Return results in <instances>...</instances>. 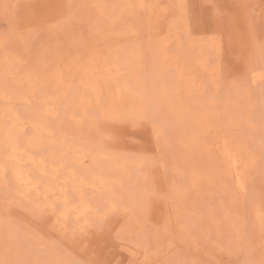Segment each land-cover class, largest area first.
I'll list each match as a JSON object with an SVG mask.
<instances>
[{
    "label": "rangeland",
    "instance_id": "obj_1",
    "mask_svg": "<svg viewBox=\"0 0 264 264\" xmlns=\"http://www.w3.org/2000/svg\"><path fill=\"white\" fill-rule=\"evenodd\" d=\"M127 1L0 0V264H264V0Z\"/></svg>",
    "mask_w": 264,
    "mask_h": 264
},
{
    "label": "bare ground",
    "instance_id": "obj_2",
    "mask_svg": "<svg viewBox=\"0 0 264 264\" xmlns=\"http://www.w3.org/2000/svg\"><path fill=\"white\" fill-rule=\"evenodd\" d=\"M71 1H72V0H71ZM83 1H84V0H83ZM98 1H99V0H98ZM122 1H123V0H122ZM126 1H127V0H126ZM136 1H139V0H136ZM136 1H132V2H133V6H134V5L137 6V4L140 3V2H137V3L135 4L134 2H136ZM254 1H255V0H254ZM77 2H78V1H77ZM77 2H76V3H77ZM94 2H95V1H94ZM115 2H116V1H115ZM143 2H144V0H143ZM14 3H15V2H14ZM74 3H75V1H74ZM127 3L130 4L131 2H128V1H127ZM141 3H142V1H141ZM141 3H140V5H141ZM95 4H96V3H95ZM95 4H94V5H95ZM97 4H98V3H97ZM143 4H144V3H142V8H143L142 10L145 9V7H143ZM0 5H1V4H0ZM24 5H25V4H24ZM77 5H78V4H77ZM131 5H132V3H131ZM140 5H139V7H141ZM17 6H18V5H17ZM126 6H127V5H126ZM136 6H135V9H138L139 7L136 8ZM145 6H147V5H145ZM5 7H6V6H5ZM127 7H128V9L130 10V7H131V6H130V7L127 6ZM213 7H214V6H213ZM149 8H150V7H149ZM17 9H18V8H17ZM105 9L108 10L106 7H105ZM176 9H177V8H176ZM4 10H5V9H4ZM112 10H113V8H112ZM131 10H132V9H131ZM142 10H141V11H142ZM173 10H174V9H173ZM114 11H115V9H114ZM118 11H119V10H118ZM118 11H117V12H118ZM166 11H167V10H166ZM166 11H165V12H166ZM212 11H213V10H212ZM1 12H2V11H1ZM98 12H99V11H98ZM98 12H97V13H98ZM165 12H164V13H165ZM167 12H168V11H167ZM179 12H180V11H179ZM107 13H108V12H107ZM112 13H114V12H112ZM139 13H141V12H139ZM1 14H2V13H1ZM5 14H7V13H5ZM118 14H119V13H118ZM158 14H159V13H156V15H158ZM162 14H163V12H162ZM2 15H3V14H2ZM166 15H167V14H166ZM13 16H14V15H13ZM50 16H51V15H50ZM116 16H117V15H116ZM153 16H154V15H153ZM158 16H160V14H159ZM163 16H164V15H163ZM137 17H138V16H137ZM151 17H152V16H151ZM156 17H157V16H156ZM117 18H118V17H117ZM147 18H148V17H147ZM159 18H160V17H159ZM146 20H148V19H146ZM153 20H154V19H153ZM132 21H133V20H132ZM155 21H156V18H155ZM135 22H137V21H135ZM149 22H150V21H149ZM54 23L56 24L57 22H54ZM132 23H133V22H132ZM146 23H147V22H146ZM57 24H58V23H57ZM152 25H153V24H152ZM152 25H151V26H152ZM174 27H176V26H174ZM154 28H155V25H154ZM182 28L184 29V27H182ZM151 29H153V26H152ZM156 30H157V27H156ZM154 32L156 33V31H154ZM186 32H187V31H186ZM155 33H154V34H155ZM154 34H153V35H154ZM168 35H169V34H168ZM168 37H169V36H168ZM178 37H179V35H178ZM152 38H153V36H152ZM181 38H182V37H181ZM165 39H168V38H165ZM179 39H180V38H179ZM188 39H189V38H188ZM195 40H196V39H195ZM182 41H183V40H182ZM199 41H200V40H199ZM203 41H204V40H203ZM210 41H211V40H210ZM183 43H184V42H183ZM115 45L118 47L117 49L121 50V49L119 48V45H117V43H115ZM115 45H114V46H115ZM211 45H212V44H211ZM214 45H216V44H214ZM116 46H115V47H116ZM167 46L169 47L168 43H167V45H166V48H167ZM205 46H206V45H205ZM250 46H251V45H249V47H250ZM255 46H256V45H255ZM115 47H114V48H115ZM197 47H199V46H197ZM209 47H210V46H209ZM252 47H253V46H252ZM162 48H163V47H162ZM166 48H165V49H166ZM179 48H181V47H179ZM193 48H194V47H193ZM167 49H169V48H167ZM167 49H166V50H167ZM199 49H200V48H199ZM209 49H210V48H209ZM214 49H215V48H214ZM115 50H116V48H115ZM123 50H124V49H123ZM170 50H172V49H170ZM170 50H169V51H170ZM195 50H196V49H195ZM210 50H211V49H210ZM234 50H235V49H234ZM117 51H118V50H117ZM181 51H182V50H181ZM216 51H217V50H216ZM251 51H252V50H251ZM161 52H162V50H161ZM175 52H176V51H175ZM207 52H208V51H207ZM205 53H206V52H205ZM6 54H7V53H6ZM10 54H11V53H10ZM117 54H118V53H117ZM117 54H116V56H118ZM175 54H176V53H175ZM182 54H183V53H182ZM190 54H191V53H190ZM198 54H199V53H198ZM206 54H207V53H206ZM211 54H213V53H211ZM248 54H249V53H248ZM120 55H122V54L120 53ZM161 55H163V53H162ZM191 55H192V54H191ZM196 55H197V54H196ZM208 55H210V54H208ZM4 56H5V55H4ZM193 56H194V55H193ZM197 56H198V55H197ZM121 57H122V56H121ZM161 57H162V56H161ZM116 58L118 59V57H116ZM248 58H249V57H248ZM117 59H116V60H117ZM220 59H221V58H220ZM119 60H120V57H119ZM191 60H192V59H191ZM195 60H196V59H195ZM250 60H251V59H250ZM117 61H118V60H117ZM172 61H173V60H172ZM222 61H223V60H222ZM252 61H253V58H252ZM184 62H185V61H183V64H184ZM163 63H164V61H163ZM170 63H171V62H170ZM175 63H176V62H175ZM181 63H182V62H181ZM250 63H251V62H250ZM173 64H174V62H173ZM183 64H182V65H183ZM116 65H117V63H116ZM116 65L114 66L115 68H113V69L111 68V69H112V71H115V72H116V76H118L119 73H118V75H117V72H118V71H116V70H118V68L116 69ZM169 65H170V64H169ZM178 65H179V64H178ZM160 67H161V66H160ZM158 68H159V67H158ZM162 68H163V67H162ZM114 69H115V70H114ZM213 69H214V68H213ZM7 70H8V69H7ZM159 70H160V69H159ZM170 70H171V69H170ZM177 70H178V69H177ZM200 70H201V69H200ZM171 72H172V71H171ZM163 73H164V72H163ZM165 73H166V72H165ZM169 73H170V72H169ZM173 73H174V72H173ZM182 73H183V72H182ZM187 73H188V72H187ZM211 73L214 75L213 72H211ZM167 74H168V73H166V75H167ZM209 74H210V73H209ZM154 75H155V74H154ZM159 75H160V74H159ZM163 75H164V77H165V74H163ZM168 75H169V74H168ZM171 75H172V74H171ZM180 76H181V75H180ZM164 77H163V78H164ZM168 77H170V76H168ZM172 77H173V76H172ZM178 77H179V76H178ZM153 78H154V77H153ZM174 78H176V77H174ZM189 78H191V77H189ZM259 78H260V77H259ZM259 78H258V80H259ZM247 79H248V78H247ZM189 80H190V79H189ZM153 81H154V80H153ZM178 81H179V80H178ZM214 81H215V80H214ZM248 81H249V80H248ZM247 83H248V82H247ZM135 84H136V83H135ZM151 84H152V83H151ZM166 84H167V83H166ZM182 84H183V83H182ZM213 84H214V83H213ZM249 84H250V83H249ZM167 85H169V84H167ZM246 85H247V84H246ZM140 86H141V85H140ZM152 86H153V85H152ZM156 86H157V84H156ZM156 86H153V87H155V88H154V91H155V89H156ZM168 87H169V86H168ZM145 88H146V87H145ZM140 89H142V88H140ZM146 89H147V88H146ZM150 89L152 90V88H149V91L151 92ZM184 89H185V88H184ZM136 90H137V89H136ZM180 90H182V89H180ZM247 90H248V89H247ZM139 91H140V90H139ZM160 93H161V91H160V89H159V94H160ZM137 94H138V93H137ZM148 94H149V93H148ZM138 95H139V94H138ZM145 95H146V94H145ZM143 98L146 99V97H144V96H143ZM168 98H169V97H168ZM145 99H144V100H145ZM166 99H167V98H166ZM164 100H165V98H164ZM170 101H171V100H170ZM143 104H144V103H143ZM148 106H149V105H148ZM258 107H259V106H258ZM215 108H216V107H215ZM147 109H148V108H147ZM258 110H260V109H258ZM11 112H12V111H11ZM7 113H8V112H7ZM9 113H10V112H9ZM216 114H217V113H216ZM218 114H219V113H218ZM218 114H217V115H218ZM217 115H215V116H217ZM263 115H264V113H263ZM205 118H206V117H205ZM232 118H233V117H232ZM258 118H259V117H258ZM107 119H108V118H107ZM115 119H116V118H115ZM195 121H197V120H195ZM205 124H206V123H205ZM208 124H209V123H208ZM208 124H207V125H208ZM211 124H212V123H211ZM223 124H224V123H223ZM220 125H222V124H220ZM193 126H194V125H193ZM193 126H192V127H193ZM198 139H199V138H198ZM202 139H203V138H202ZM231 144H232V142H231ZM226 146H227V145H226ZM5 148H6V147H5ZM226 148H227V147H226ZM9 150H10V149H9ZM4 151H5V150H4ZM2 152H3V151H2ZM234 152H235V151H234ZM8 153H9V152H8ZM12 154H13V153H12ZM226 154H227V152H226ZM242 154H243V153H242ZM219 156H220V155H219ZM12 157H13V156H12ZM15 157H16V156H15ZM29 158H30V157H29ZM235 158H236V157H235ZM228 160L231 161V158L228 159ZM239 160H240V158H239ZM253 160H254V159H253ZM228 162H229V161H228ZM251 162H253V161L251 160ZM228 164H229V163H228ZM229 167H230V166H229ZM232 167H233V166H232ZM236 167H238V166H236ZM236 167H235V168H236ZM0 169H1V168H0ZM4 169H5V167H4ZM229 169H230V168H229ZM6 171H7V170H6ZM230 171H231V170H230ZM236 171H237V170H236ZM231 172H232V171H231ZM231 172H230V173H231ZM233 172H235V171H233ZM230 173H229V174H230ZM235 173H237V172H235ZM237 174H238V173H237ZM25 175H26V174H25ZM242 176L244 177V175H242ZM235 178L237 179V177H235ZM246 178H247V177H246ZM240 179H241V178H239V180H240ZM30 181H31V180H30ZM234 181H235V180H234ZM30 183H31V182H30ZM234 183H235V182H234ZM240 183H241V181L239 182V186H240ZM237 184H238V183H237ZM5 186H6V185H5ZM106 186H107V185H106ZM239 188H240V187H239ZM49 191H50V190H49ZM47 196H48V195H47ZM48 197H49V196H48ZM41 198H42V197H41ZM184 240H185V239H184ZM193 242H194V241H193ZM181 247H182V246H181ZM186 247H187V246H186ZM144 255H145V254H144ZM181 261H182V260H181ZM170 262H171V261H170ZM146 263H147V262H146Z\"/></svg>",
    "mask_w": 264,
    "mask_h": 264
}]
</instances>
